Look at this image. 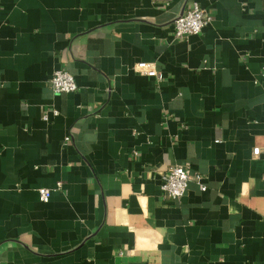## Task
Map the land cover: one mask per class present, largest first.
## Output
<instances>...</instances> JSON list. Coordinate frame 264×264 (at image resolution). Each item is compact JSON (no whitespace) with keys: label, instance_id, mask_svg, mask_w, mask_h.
I'll return each mask as SVG.
<instances>
[{"label":"crops","instance_id":"crops-1","mask_svg":"<svg viewBox=\"0 0 264 264\" xmlns=\"http://www.w3.org/2000/svg\"><path fill=\"white\" fill-rule=\"evenodd\" d=\"M0 264H264V0H0Z\"/></svg>","mask_w":264,"mask_h":264},{"label":"built area","instance_id":"built-area-1","mask_svg":"<svg viewBox=\"0 0 264 264\" xmlns=\"http://www.w3.org/2000/svg\"><path fill=\"white\" fill-rule=\"evenodd\" d=\"M212 13L207 5L193 1L190 6L183 8L172 19L176 36L185 37L190 33L199 32L209 22ZM49 83L54 91H69L77 87V82L71 71L64 67L55 68ZM54 111H57L54 109ZM68 135H66V138ZM195 178L201 188L205 183L199 173H191L186 164L177 162L168 166L161 172L160 189L163 196L170 199L179 198L186 190L188 180ZM61 186V180L57 179L52 185H39L37 187L40 199L47 200L52 190Z\"/></svg>","mask_w":264,"mask_h":264}]
</instances>
